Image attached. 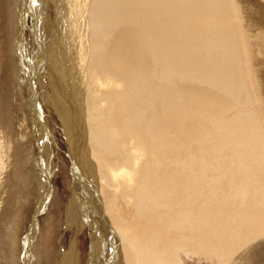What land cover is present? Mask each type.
Segmentation results:
<instances>
[{
  "label": "bare ground",
  "instance_id": "obj_1",
  "mask_svg": "<svg viewBox=\"0 0 264 264\" xmlns=\"http://www.w3.org/2000/svg\"><path fill=\"white\" fill-rule=\"evenodd\" d=\"M0 80L7 264H43L48 106L88 264H264V0H0ZM32 198L48 218L24 235Z\"/></svg>",
  "mask_w": 264,
  "mask_h": 264
},
{
  "label": "rangeland",
  "instance_id": "obj_2",
  "mask_svg": "<svg viewBox=\"0 0 264 264\" xmlns=\"http://www.w3.org/2000/svg\"><path fill=\"white\" fill-rule=\"evenodd\" d=\"M49 4H50L49 5L50 7L48 8V12H49L48 16L50 18L49 23L54 25L53 26L54 27L53 34L56 33L59 37L58 39L60 40V38L62 37V34L60 32L58 33L59 22L57 23L56 8H55L56 6H55V3H52V2ZM27 25L28 26L32 25V19L27 18ZM48 27H49L48 29L51 30L52 26L50 27L48 25ZM11 28L14 29V23L12 24V22H11ZM16 28H18V26ZM24 34H26L27 37L25 38V41L21 42V45L26 46V44L27 45L31 44L30 43L31 35L29 34L27 29L24 31ZM58 39H55V40H57L56 42L59 41ZM2 40L3 41L6 40V42H11L12 36L11 37L6 36V37L2 38ZM19 44H20V42L18 43V45ZM73 46H74V44H73ZM73 46H72V48H73ZM19 58H20V63L28 62L27 60L24 59V57L21 58V54L19 55ZM13 61L18 63V60L16 59V55L13 56ZM17 67L19 68L20 66L17 65ZM41 81H42V84L47 83V80L45 78H42ZM36 82L38 83V81H36ZM0 84L4 85L3 92H2L3 86L1 87V90H0L1 95H3L6 92L5 89L7 86H9V85L12 86V82L9 80H0ZM29 90H30L29 84L24 82L23 93L25 92L27 95ZM26 99H27V102L29 104H31L29 95L26 96ZM33 104H35V103H33ZM35 105H37V104H35ZM48 107H49V109L44 108V111H45L44 114L46 116L45 117L46 124L51 128L52 134H53V139H54L53 141H55L54 145H53V152H52V154L54 155L55 162L52 163L51 176L49 177L48 182L45 184L44 180L42 179V187L46 188V193H48V192L53 193L52 199H54L55 202L53 201V203H51V205L49 207H51V206L53 207V204L56 206H54L53 208L51 207L52 210L53 209H55V210L52 211L53 213L51 215V220H48L50 225L49 224L46 225L48 227V229L46 227V229H47L46 232L44 231L43 228H41L44 231L45 247H44V250H40V254L43 255L45 253L44 257H43V259H44L43 264H68V263L70 264L69 260H70L71 254L73 252L76 253V257H77V261L73 260L76 262L75 264H88V262H89L88 258L90 257V252H92V247H91L92 246V241H91L92 238L90 239V237H89L90 236V234H89L90 229L87 226V224H85L87 220H80L76 216H72L73 217V219H72V217L68 216L69 214L71 215V213H72L71 210L73 209L74 206L79 207V209H80V207H85V204H84L85 202L83 201L82 198L73 197L72 190L69 189L70 188V179L69 178L71 177V175H69V174H70L71 163H70L69 157L67 156L68 152H67L66 140L64 139L63 133L61 132L60 122L58 120L57 115L54 114L55 112H53V110L50 108V106H48ZM13 116H15V115L13 114ZM27 122H29L28 118H27ZM14 123H15V121H14ZM14 125L15 124H13V126ZM15 126H17V125H15ZM28 126H32V125L28 124ZM29 130H30V128H29ZM16 131H18V130L16 129ZM41 132H42V130L40 129V133ZM48 135H50V133ZM8 137L10 138V136H8ZM40 142H43L42 138H40ZM39 152H40V150H39ZM39 152H38V155H41L44 153V151H41V154ZM45 157H46V155L44 156V160H45ZM57 164H58V168L55 167ZM42 187L39 186L40 189ZM18 196H25V195H23V194L20 195L17 192V197ZM40 196H41V194H40ZM33 199L34 198H32V200H31L32 204H33L31 206V208L29 206L26 209L28 211H27L25 219H24V224H25L23 227V234L24 235H27L29 230L33 226L37 225L36 223H38L39 225L41 223H42L41 225L45 224V221L48 218L47 215L41 214L38 217L39 218L38 221H36V223L33 224V220H35L34 216L36 213V211H34L35 206H36V204L34 202L37 201L36 199H34V200ZM72 199H73V201H72ZM16 200H17V198H16ZM75 201H77V202H75ZM71 205H73V206H71ZM51 208H49V211H51ZM16 210H17V207L14 206L13 211H16ZM81 211L83 212V210H81ZM53 214L56 216H54ZM52 216L54 217V220H53ZM36 218H37V215H36ZM75 218L77 221L74 220ZM4 219H5V217L3 218L0 216V222H1L0 223V250H2V248L4 246L3 244H5V241H6V238H4L5 237L4 229H5V227H7L9 229V225H8L9 220H4ZM78 228H80V229H78ZM81 228H82V230H81ZM79 231H81V232H79ZM43 251H44V253L42 254ZM48 253H49V255H48ZM99 253H101V252L99 251ZM71 262H72V259H71ZM0 264H7L5 261V256H3L1 251H0ZM27 264H30V259H28V257H27ZM40 264H42V262H40Z\"/></svg>",
  "mask_w": 264,
  "mask_h": 264
}]
</instances>
